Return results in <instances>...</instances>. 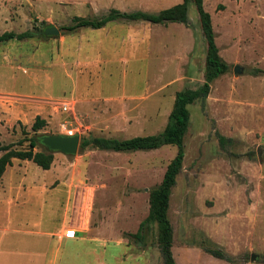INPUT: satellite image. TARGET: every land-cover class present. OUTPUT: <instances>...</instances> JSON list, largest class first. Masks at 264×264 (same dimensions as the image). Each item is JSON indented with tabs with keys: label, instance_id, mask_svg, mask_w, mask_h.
Returning a JSON list of instances; mask_svg holds the SVG:
<instances>
[{
	"label": "rangeland",
	"instance_id": "374dc122",
	"mask_svg": "<svg viewBox=\"0 0 264 264\" xmlns=\"http://www.w3.org/2000/svg\"><path fill=\"white\" fill-rule=\"evenodd\" d=\"M181 2L0 0V33L35 35L0 43V142L28 148L18 143L36 135V117L46 121L37 135L125 140L160 133L175 95L204 81L207 46L195 6L188 5L187 24L119 20L72 34L61 28L74 17L97 19L111 9L157 13ZM203 7L228 71L211 83L204 105L189 107L184 158L167 210L171 252L175 264H264V0H203ZM50 26L59 29L57 37L42 34ZM176 152L175 146L124 153L87 148L75 156L53 153L46 171L16 160L8 175L27 172L35 181L24 191L42 193L21 197L12 215L18 223L39 220L35 231L43 234L66 214L99 235V242L71 246L55 264H163L156 225L143 230L142 242L132 236ZM3 212L0 204V228ZM10 224L5 227H17ZM2 235L0 253L33 254L34 242L35 251L49 253L44 237ZM12 262L28 264V258Z\"/></svg>",
	"mask_w": 264,
	"mask_h": 264
},
{
	"label": "trees",
	"instance_id": "16d2710c",
	"mask_svg": "<svg viewBox=\"0 0 264 264\" xmlns=\"http://www.w3.org/2000/svg\"><path fill=\"white\" fill-rule=\"evenodd\" d=\"M189 4H193L196 8L200 28L207 46L203 83L194 90L186 89L175 95L167 123L160 133L125 140L104 137L80 138L78 149V152H82L87 148H94L103 151L124 153L157 150L163 146H175L177 148L176 155L168 164L161 183L150 191L148 214L140 223L137 232L132 236L142 242L144 240L143 230L151 225H156L163 264H175L171 252L173 233L167 217V210L170 193L176 183V177L181 170L184 158L183 140L189 126V107L194 102H200L204 105L209 95L211 83L228 71L227 63L218 54V48L214 41L211 16L204 10L203 0H182L181 3L160 10L157 13L143 11L125 13L111 9L106 15L97 19L74 17L70 25L61 28L64 34H72L81 29L99 30L108 23L119 20L127 22H147L155 25H167L171 23L187 24ZM34 36V33L31 31L22 33L3 32L0 33V43L23 41ZM45 126L46 121L40 117H36L31 130L37 135ZM35 136L19 141V146L23 142H28V148L26 149L16 148L14 144H3L0 142V179L6 169L12 165V160L32 162L44 171L50 169L53 162V154L49 153L42 145H39L36 142ZM221 140L223 138H220ZM38 145L43 147L44 150L34 152V148ZM211 255L216 259L232 262L230 258L220 253L212 252Z\"/></svg>",
	"mask_w": 264,
	"mask_h": 264
},
{
	"label": "crops",
	"instance_id": "0c3cea01",
	"mask_svg": "<svg viewBox=\"0 0 264 264\" xmlns=\"http://www.w3.org/2000/svg\"><path fill=\"white\" fill-rule=\"evenodd\" d=\"M4 103H3V97L0 96V110L4 109ZM16 160H12V165L10 167H8L5 171V173L3 174L2 178L0 179V204L3 207V214L1 217V221H2V225H4L3 227L0 228V233L2 235V233L9 231V232H16V233H28L32 236H34V239L37 240V237H44L46 238V241L44 243H46V251H48V254H44L43 250H36L35 251V242H34V252L33 254H21V255H17L16 257H27L28 258V264H55L56 262H58V260L60 261L61 259L64 260V256L65 254L69 253V248L73 245L76 244H80V243H95V242H99L100 241V237L99 235H95L93 230L91 229V227L89 226H79L77 225V223L70 219H68V217L66 216V214H63L61 219H58L57 222L54 227H52L50 230L43 232L42 233H38L37 231H35V229L38 227V221L36 219H33L29 222H16V216L12 215V210L13 208H16L15 205L19 206V204L21 203V197H25V196H30L31 194H33L36 191H40V193H42V189H31L27 187V190L24 191V185L29 186V185H33L34 183V179L33 178H29V174L27 172H24L23 174H21V176L19 175H15L13 177L8 175V170L12 168L14 162ZM19 161V160H17ZM19 162H25L26 163H31L29 161H19ZM44 171V170H43ZM17 185V186H16ZM78 193H75L74 197L76 199ZM55 197V199H57L56 194L50 196V198ZM61 197V202H62V196ZM69 197V196H68ZM60 201V200H59ZM26 202V201H23ZM12 221H14V223L17 225V227L15 226H10V228H6L5 225H13L10 224ZM52 221H55V219H52ZM19 225H24V226H29L33 229V231H25V230H21L19 229ZM67 230H73L75 231L74 237L73 238H66L65 237V232ZM4 239L3 235L1 236V239ZM1 255H4L5 257L0 255V259H4L2 261H0V264H12L13 262V257L14 255L10 254H4V252L0 253ZM62 256V257H60Z\"/></svg>",
	"mask_w": 264,
	"mask_h": 264
},
{
	"label": "water",
	"instance_id": "95a60500",
	"mask_svg": "<svg viewBox=\"0 0 264 264\" xmlns=\"http://www.w3.org/2000/svg\"><path fill=\"white\" fill-rule=\"evenodd\" d=\"M42 34L45 37H57L60 34L58 28L54 26L47 27L43 30ZM234 74L241 75L242 70L239 66H235L233 69ZM36 142L42 145L49 153H60L65 156H75L78 153L80 136L72 135L68 136L65 134L58 135H36ZM255 255H251L250 260H256Z\"/></svg>",
	"mask_w": 264,
	"mask_h": 264
},
{
	"label": "built area",
	"instance_id": "2783aa9c",
	"mask_svg": "<svg viewBox=\"0 0 264 264\" xmlns=\"http://www.w3.org/2000/svg\"><path fill=\"white\" fill-rule=\"evenodd\" d=\"M67 135L68 136H72V132H69ZM74 234H75V231H73V230H67L65 232V237L66 238H73L74 237Z\"/></svg>",
	"mask_w": 264,
	"mask_h": 264
}]
</instances>
